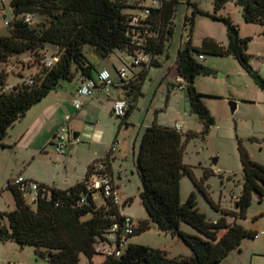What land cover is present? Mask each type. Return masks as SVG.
I'll list each match as a JSON object with an SVG mask.
<instances>
[{"label": "trees", "instance_id": "trees-1", "mask_svg": "<svg viewBox=\"0 0 264 264\" xmlns=\"http://www.w3.org/2000/svg\"><path fill=\"white\" fill-rule=\"evenodd\" d=\"M228 1L214 0V14L210 16L226 25L227 44L205 38L200 47H193L189 39L176 57L177 72L184 82L190 111L202 124L203 134L208 132L214 120L202 101L203 95L194 86L198 75L211 74V70L199 62L204 59L202 53L232 57L264 92V79L252 67L251 57L247 54L250 38L240 37L229 17L216 14ZM236 3L241 6L246 23L264 27V0H237ZM177 4L178 0H165L160 9L153 10L144 20L134 21L137 14L127 11L125 0H11L9 33L0 37V147L4 146L9 128L57 89L62 80L70 81L78 73L84 79L92 78L94 65L83 56L84 45L91 46L102 59L116 50L131 57L140 54L150 57L148 64H142L139 75L123 85L130 97L126 117L141 95L148 68L160 65L156 57L165 51L173 35ZM27 15L32 18L30 22L24 21ZM35 16L44 19L33 25ZM2 17L6 18L5 15ZM48 44L56 47L52 57L57 58L50 67L45 64ZM24 53L29 55L27 63H35L36 72L9 87L7 66ZM198 55L203 58L199 60ZM194 135L155 123L145 129L136 166L141 181L139 196L147 219L139 221L124 237L126 241L154 224L160 231L178 238L191 251L189 256L168 258L163 250L135 244H127L119 256L97 251L110 244L108 235L114 224L118 227L115 232L118 244L124 219L118 205L104 197L100 189L91 186L97 163L89 167L82 181L66 190L40 185L38 198L31 202L11 184V180L8 181L6 189L13 195L15 209L0 212V241L33 246L36 254L51 264H79L81 255L91 264L95 254L105 256L100 264H219L232 250L238 249L243 239H253L256 232L236 222L228 224L224 218L209 221L199 211L195 193H191L185 202L181 201L180 179L184 174L199 185L191 169L182 161L185 142ZM238 153L243 188L235 202L237 211L232 214L236 219H245L253 197L257 196L259 201L264 197V165L253 161L241 142H238ZM94 192L102 194L104 204L96 205ZM260 216H264V212ZM182 223L194 228L200 236L183 231ZM220 230L224 231L222 236L218 235Z\"/></svg>", "mask_w": 264, "mask_h": 264}, {"label": "rangeland", "instance_id": "rangeland-1", "mask_svg": "<svg viewBox=\"0 0 264 264\" xmlns=\"http://www.w3.org/2000/svg\"><path fill=\"white\" fill-rule=\"evenodd\" d=\"M10 1L0 0V8L6 17L0 16V37L9 33L8 27L4 22L11 18ZM125 1L128 5L127 11L134 14H141L143 9L140 6L149 4V0H144L143 2L142 0ZM236 2L237 0H229L216 14L221 17H229L232 24L237 27L239 36L250 38L247 54L251 57L252 67L255 66L256 71L264 79V27L258 23H246L242 17L241 6ZM195 10H198V12ZM213 14L214 0H178L173 18V35L165 51L156 57L160 65H152L150 67V72L147 74L143 85L145 92L147 88L154 84L156 75L161 71V66L175 64L178 50L189 39H191L193 47H200L205 38L213 39L218 43L221 39L227 38L226 25L221 21L213 20L210 17ZM43 19V17L35 16L33 25L41 23ZM81 51L86 60L94 65L93 72L100 66V63L105 62L106 58H99L89 45H84ZM55 53L56 47L49 44L46 45L45 54L48 59H51ZM112 54H116V52ZM202 55L204 59L199 62L209 68L211 74L198 75L195 79V89L203 95L202 101L209 110L214 124L206 134H203L202 124L198 118L194 120L195 123H188L190 126L189 132L195 135L185 142L182 161L184 165L191 169L192 176L199 185H195L193 179L189 175L184 174L180 179V198L182 202H185L191 193H195L197 207L200 212L206 215L209 221L217 222L224 218L228 224L236 222L245 225L253 222L249 217L258 212L264 204L255 196L248 208L247 218L236 219L232 214V212L237 211L235 202L241 195L243 188L238 142H241L245 148L248 147L250 150L252 146L257 151L262 147L263 150L255 154V157L264 161V111L263 106L259 105L260 97L264 92L250 75L246 74L245 78H240L232 73L228 64L230 62L227 58L204 53ZM28 56L27 53H24L14 58L7 66L9 70L8 83H17L25 76L36 72L35 63L26 62L28 61ZM149 59L150 57L147 56V62ZM226 71L231 73L230 78L227 79L228 81H224L220 77ZM18 75L23 76L19 77ZM77 78L78 76L76 75L70 81L62 80L58 86L59 92L65 93L64 90L67 89V85L71 81L76 83ZM246 89L252 90L256 102H251V99L242 97V92ZM160 91L162 92L163 90ZM160 91L157 97L162 94ZM183 92L187 95L185 89ZM231 96L241 101V104L237 105L233 113L229 102L237 103L238 101L233 100ZM160 103L165 105L164 100H161ZM177 106L179 108V104ZM176 109L175 104L170 103L166 111L158 112L160 114L159 122L165 126L169 122L179 121L176 117ZM67 155H70V152ZM127 156L124 161L123 182L121 181L123 185L125 184L126 189L122 193L129 196L132 202L125 207L120 205V214L123 215L125 214L124 212L131 214L134 219V225H137L139 221L147 219V214L139 196L141 181L137 166L134 165L132 160L131 148L128 149ZM53 165V161L43 156L33 162L28 169L37 172L43 171L50 176L55 171L61 172L64 167L67 169L77 167V162L74 160L66 163L59 162L56 166ZM11 168L10 163L5 170L4 164H0V212L2 213L11 212L15 209L13 195L9 189H6L8 181L5 176L9 174ZM19 172L17 168L11 179L18 176ZM93 194L96 205L100 206L105 203V199L100 192H94ZM32 208L35 209L36 206L32 205ZM181 229L190 234L200 236L194 228L187 224L182 223ZM223 232V230H220L218 235L222 236ZM127 244L163 250L167 253L168 258L191 254V251L178 238L160 231L154 224H151L148 230L130 236L121 247V251L126 248ZM104 260V255L95 254L91 264H100ZM0 264L51 263L47 259L38 256L33 246H20L13 241H0ZM79 264L90 263L84 255H81Z\"/></svg>", "mask_w": 264, "mask_h": 264}, {"label": "crops", "instance_id": "crops-1", "mask_svg": "<svg viewBox=\"0 0 264 264\" xmlns=\"http://www.w3.org/2000/svg\"><path fill=\"white\" fill-rule=\"evenodd\" d=\"M241 37L244 38V36ZM227 41V38H223L219 43L226 45ZM115 52L116 54L108 56L105 62L100 63V66L92 72V77H95L101 70H107L110 73L114 85L109 92L99 90L91 98L83 99L82 106L75 109L72 99L76 89L84 80V77L78 73L77 82L71 81L67 85V89L64 90L65 93H60L58 88L51 91L9 128L3 140L4 146L0 147V164H4V170L9 163L12 167L9 174L5 176L7 181L11 180L14 171L18 168L20 171L18 175L28 180L47 188L66 190L82 181L90 166L105 161L116 193L119 211L120 205L122 207L130 205L132 199L122 193L126 187L121 183V181L123 182L122 174L125 171L124 161L128 157V149L131 148L132 160L136 165L135 159L142 134L153 123L164 125L159 122L160 114L158 112L166 111L170 103L175 104L179 109H176V117L179 121L169 122V124H165L166 127L174 128L177 124L180 126V132H189V124L195 123L194 120L197 116L190 111L187 95L183 92L184 89L179 88V75L175 60L174 65L161 66V71L156 75L154 84L147 88L146 92L143 90L144 82L142 83L141 95L135 101L134 109L126 117H115L112 113L114 101L123 99L128 102L130 100V97L127 96L128 90L120 84L118 71L125 68L128 79L132 80L139 75L143 66L142 64L132 65V57L125 52L119 50ZM225 58L230 62L228 64L232 73L240 78H245L246 73L237 61L230 56ZM253 68L255 69V66ZM149 72L150 67L147 74ZM230 74L229 71H226L220 77L226 81L230 78ZM14 84L8 83V86L11 87ZM159 91L162 94L157 97ZM242 97L256 102L251 89L244 90ZM232 99L238 101L236 107L241 104L240 100L234 97ZM161 100L165 101V105L160 103ZM259 101V105L263 106L264 111V94ZM180 123L185 126L183 127ZM63 124L68 127L70 137L66 152L58 154L54 150L51 140ZM69 126L73 129L72 131ZM73 133L78 134L76 140L72 139ZM112 148H114L113 151ZM246 148L252 160L264 165V161L255 157V154L263 150L262 147L258 149L259 151L255 150L253 146L251 150ZM69 152L70 155H67ZM43 156L53 161V166L59 162L66 163L75 160L77 167L71 169L64 167L61 172L55 171L50 176L43 171H30L29 166ZM26 198L30 201L29 196ZM261 202L264 204V197L261 198ZM263 212L264 206L249 217L253 222L243 226L256 233L264 232V216H260ZM124 213L121 215L130 217L134 223L131 214ZM189 255L187 254V256ZM219 264H264V236L243 239L238 249L232 250Z\"/></svg>", "mask_w": 264, "mask_h": 264}, {"label": "built area", "instance_id": "built-area-1", "mask_svg": "<svg viewBox=\"0 0 264 264\" xmlns=\"http://www.w3.org/2000/svg\"><path fill=\"white\" fill-rule=\"evenodd\" d=\"M165 0H149V4L144 6L143 12L141 14H137L134 17V21L138 20H144L153 10L160 9L163 2ZM1 16H4L3 10L0 11ZM31 16L27 15L24 18L25 22L31 21ZM4 24L8 25V20H5ZM152 36L155 35V33L151 34ZM203 57L201 55H198V59L201 60ZM57 58L51 57V59H46L45 64L47 67H50L53 62H55ZM147 62V56L140 54L132 57V65H140V64H148ZM118 76L120 78V84L126 85L130 80L128 79V74L126 72L125 68H121L118 71ZM179 88L184 89V82L179 77L178 78ZM112 78L110 76V73L107 70H101L97 73L95 77L84 79L80 86L76 89L74 97L72 99V103L75 107V109H79L82 106L83 99H88L94 96V94L99 90H104L105 92H109L110 88L113 86ZM9 87H7L8 89ZM127 102L123 99H117L114 101L112 106V113L115 117L122 118L126 114L127 110ZM180 126L175 125L174 129L179 131ZM69 137L70 132L68 127L63 124L54 137L51 140V144L54 147V150L58 154H63L66 152L68 143H69ZM114 148H112V151ZM96 174L92 178L91 186L94 189H100L103 193V196L106 198H110L113 200L114 203L117 204V197L116 193L113 187L112 180L110 178L109 172H108V166L105 161L99 162L96 164ZM11 184L16 186V188L23 193L26 197H30V202L35 201V199L38 198L40 194V184L33 182L31 180H28L21 175H18L11 179ZM81 202H83V199H81ZM123 226H122V234L120 235L118 244H117V234L115 233L117 231V225H113L112 227V233L108 235V241L110 244H105L104 246H101L97 249L98 252L105 254V255H114L119 256L121 247L123 244H125V235L130 234L132 232V229L134 227V223L130 217L123 216ZM264 236V232H258L256 233L254 238H260Z\"/></svg>", "mask_w": 264, "mask_h": 264}, {"label": "water", "instance_id": "water-1", "mask_svg": "<svg viewBox=\"0 0 264 264\" xmlns=\"http://www.w3.org/2000/svg\"><path fill=\"white\" fill-rule=\"evenodd\" d=\"M86 64V63H85ZM230 106H231V112L233 113L236 110V103L235 102H229ZM78 137L77 133H73L72 134V139L76 140Z\"/></svg>", "mask_w": 264, "mask_h": 264}]
</instances>
